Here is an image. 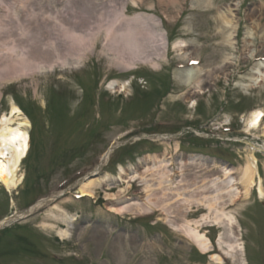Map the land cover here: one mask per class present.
I'll use <instances>...</instances> for the list:
<instances>
[{"label":"rangeland","instance_id":"obj_1","mask_svg":"<svg viewBox=\"0 0 264 264\" xmlns=\"http://www.w3.org/2000/svg\"><path fill=\"white\" fill-rule=\"evenodd\" d=\"M2 1L0 119L16 103L31 122V143L19 167L17 189L8 191L0 184V222L15 214L29 215L10 229H0V264H213L216 255L223 264H233L217 245L223 228L201 226L214 246L204 254L165 223L161 209L136 217L116 215L109 211L112 196L107 199L105 185L95 188L92 197H82L81 189L86 177L99 171L103 175L88 178L99 181L107 174L119 182L108 191L115 200L143 201V185L137 181L126 189L128 179L120 168L142 172L151 157L165 156L173 159L172 177L193 178L184 184L195 188L198 198L205 197L213 193L209 178L221 175L226 165L207 156L227 159L233 176L239 177L251 153L256 156L257 185L249 198L226 210L237 216L246 264H264V197L258 192L259 182L264 190V136L260 131L247 135L243 122L245 114L264 109V82L247 87L257 64L264 63V0H203L206 7H194L193 0ZM9 3L14 4L6 12ZM123 4L128 20L141 14L162 21L170 46L160 69L137 62L136 69L127 70L105 56L102 39L87 49L89 34L106 28ZM223 14L237 25L234 40H228L234 31L226 27ZM71 32L83 37L74 51L85 55L83 67L57 66L9 79L26 64L10 60L17 58L13 50L28 53L61 43L60 53L67 55L62 41ZM177 40L184 42L182 50L172 48ZM251 50L254 57H249ZM187 65L203 67V94L175 78L179 67ZM124 82L129 84L123 91L118 87ZM192 99L198 102L194 107ZM186 124L189 128L182 129ZM190 127L198 135L188 133ZM111 146L110 156L102 161ZM180 155L197 157L194 162L209 170L180 172L175 163ZM161 197L158 191L155 198ZM182 204H172L180 222L208 214L205 206L193 204L186 211ZM61 228L71 236L57 237Z\"/></svg>","mask_w":264,"mask_h":264},{"label":"bare ground","instance_id":"obj_2","mask_svg":"<svg viewBox=\"0 0 264 264\" xmlns=\"http://www.w3.org/2000/svg\"><path fill=\"white\" fill-rule=\"evenodd\" d=\"M135 3V1L133 0ZM0 6L4 7V2L0 0ZM14 3L6 4V12L10 9ZM194 7H206L207 5L203 0H193ZM126 6L123 4L119 10L115 19L109 21V25L106 28L97 29L95 32L89 34V44L101 40L103 44L102 52L111 61L116 64L128 67L127 70H134L137 68V62L151 63L155 68H161L160 60L167 57L169 49V39L166 36L167 32L163 29L162 21L160 19L150 16H144L136 14L132 18H127ZM18 13V11H14ZM253 11H251L252 13ZM16 15V14H15ZM223 21L227 28L234 32L228 35V40H234L237 38V25L233 21L229 20L227 14H223ZM122 28V29H121ZM121 31L117 33L116 31ZM249 31V30H247ZM248 34L252 36V32ZM62 41L63 48L66 49L67 55L60 53L61 43H51L46 47H34L28 53L24 51L13 50L15 52L16 59L10 56V60H16L18 62H24L20 71L11 75L9 79L17 80L20 77L26 76V74H34L36 72L54 71L58 67L79 68L82 67L85 59V55L81 51L78 55H74V51H77L79 45H82V36L76 34V32L65 33ZM60 44V45H59ZM185 46L184 42L177 40L172 43L173 49L182 50ZM51 54H56L52 56ZM73 54V55H72ZM181 54L180 56H182ZM185 56H189V53ZM255 52L250 51L249 57H254ZM43 58L41 61L39 59ZM229 58V57H228ZM9 59V56H6ZM159 59V61H158ZM264 63L260 62L256 67V75H254L250 81L251 84L247 87L256 88L261 82H264ZM203 67H195L177 70L175 78L186 87L196 88L200 94L206 91V87L203 88V78L201 77V71ZM7 79V80H9ZM127 82L120 84L118 87L121 90H126ZM110 88L116 90L112 84ZM123 90V91H124ZM191 107L198 104L195 99L191 101ZM243 122L245 123L244 132L247 135H251L253 131L262 132L264 136V109L257 108L252 110L248 115L243 116ZM31 128V122L28 120L21 108L14 102L11 104L10 113L4 114L0 119V184L5 186L8 191L17 189L21 183V177L19 176V167L23 159L28 155L30 150L31 138L29 135V129ZM177 151V148H176ZM178 153V152H177ZM175 161L177 169L187 171V169H197V171H207V167L195 163L197 157H184L178 156ZM251 161L248 160L239 171V177L233 176L235 169L225 165L222 167L221 175H212L209 178V188L212 187V194L209 196L197 197L194 194L195 188L190 190L189 186L184 183H190L193 178H186V175H182L181 178H174L173 173V159L170 157H151L152 163L146 166L144 171L138 172L137 170L125 171L123 167L120 168L121 176H126L127 187L130 188L133 182H139L143 185L145 196L143 201H139L137 198L130 199L132 203L125 204L126 199H116L108 191L115 187L116 181L109 175H105L99 181L88 179L84 183L81 194L83 196H93L95 188L106 186L107 199L110 200L111 205L109 211L116 215H144L152 214L154 211L162 210L166 213L164 218L165 223L175 232L181 233L187 240L193 243L202 253L206 254L213 251V244L207 237L206 233H202L200 228L205 224L211 226H217L223 228V232L220 233L217 245L220 249H223V254L229 258L233 264H246L244 258L245 250L244 243L242 242L241 235L236 231L238 228L237 216L231 211H227L226 208L233 205L235 202L242 198H249L251 190L256 183V156L251 153ZM199 159V158H198ZM200 160V159H199ZM198 161V160H197ZM219 163V162H216ZM220 165V166H221ZM207 173V172H204ZM205 179H203V182ZM201 188V187H199ZM208 188L203 185L202 189ZM123 190L118 193L121 194ZM160 191L162 197L155 198L156 193ZM258 192L260 197H264V190L262 189L261 182L258 184ZM135 200H138L135 202ZM176 201H181L182 206H185L186 211H190L193 204L197 206H205L208 210V214L201 217L200 220H186L182 222L178 221L176 215L172 212V204ZM115 204H122L115 206ZM56 236L61 240L67 239L71 236L69 229H58ZM226 237V238H224ZM224 239V240H223ZM238 254L240 258L238 259ZM213 264H223L224 260L221 256H212Z\"/></svg>","mask_w":264,"mask_h":264},{"label":"flooded vegetation","instance_id":"obj_3","mask_svg":"<svg viewBox=\"0 0 264 264\" xmlns=\"http://www.w3.org/2000/svg\"><path fill=\"white\" fill-rule=\"evenodd\" d=\"M216 157H218V156H216Z\"/></svg>","mask_w":264,"mask_h":264}]
</instances>
